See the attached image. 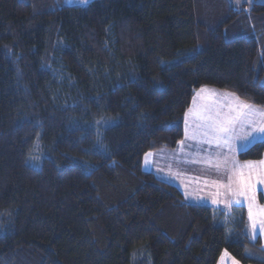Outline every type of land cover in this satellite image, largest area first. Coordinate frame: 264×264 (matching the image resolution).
<instances>
[{
  "label": "trees",
  "instance_id": "trees-1",
  "mask_svg": "<svg viewBox=\"0 0 264 264\" xmlns=\"http://www.w3.org/2000/svg\"><path fill=\"white\" fill-rule=\"evenodd\" d=\"M204 86L264 110V1L0 0V264H264L245 206L143 167Z\"/></svg>",
  "mask_w": 264,
  "mask_h": 264
},
{
  "label": "crops",
  "instance_id": "crops-1",
  "mask_svg": "<svg viewBox=\"0 0 264 264\" xmlns=\"http://www.w3.org/2000/svg\"><path fill=\"white\" fill-rule=\"evenodd\" d=\"M231 1L240 7L264 0ZM186 113L183 140L171 151L147 153L144 169L178 186L188 202L221 208L243 205L249 220L250 205L254 213L258 207L263 208L258 196L260 193L264 196V183L258 184L256 179L257 176L264 179V155L259 160L241 161L238 153L264 138V110L240 100L234 93L204 86L195 91ZM208 117L221 122L232 121L228 125L232 131L227 143L221 137L217 144L212 132L203 135L211 122L206 119ZM208 139H212L211 145L204 143ZM240 171L252 174L251 187L243 195L239 194L235 184L236 174ZM229 183L232 184L231 191L227 188ZM248 222L251 236L259 237L264 246V215L255 218V232L252 222Z\"/></svg>",
  "mask_w": 264,
  "mask_h": 264
},
{
  "label": "snow or ice",
  "instance_id": "snow-or-ice-1",
  "mask_svg": "<svg viewBox=\"0 0 264 264\" xmlns=\"http://www.w3.org/2000/svg\"><path fill=\"white\" fill-rule=\"evenodd\" d=\"M246 106V105H245ZM186 117H187V113H186ZM209 121H211L207 126H206V130L204 131L203 135L208 136L209 132H212L215 134V139L217 144L220 143V139L221 137H223V142L227 143L228 140L230 139V133L232 131V129L228 126L232 123L231 120L225 121V122H221L218 120H212L211 117L206 118ZM186 123H187V119H186ZM264 131V130H262ZM186 136H187V131H186ZM212 139H208L205 140L204 143L211 145L212 144ZM149 154H146V157ZM235 167V165H234ZM231 177H230V181H231ZM251 182H252V174H245L243 171H240L236 174L235 177V184L237 187V191L239 192V194L243 195L245 194V192L247 191V189H249L251 187ZM256 182L259 183H264V179H262L260 176H257ZM227 188L231 191L232 190V184L229 183V185H227ZM260 215H264V208H257L255 213L253 212V208L250 205L249 206V220L250 222H252V227L253 230L255 232V228H256V223H255V218L260 216ZM234 264H236V262L234 261Z\"/></svg>",
  "mask_w": 264,
  "mask_h": 264
},
{
  "label": "rangeland",
  "instance_id": "rangeland-1",
  "mask_svg": "<svg viewBox=\"0 0 264 264\" xmlns=\"http://www.w3.org/2000/svg\"><path fill=\"white\" fill-rule=\"evenodd\" d=\"M91 1L92 0H67V2L69 4H77V5H82V6H86ZM167 178H170L169 175H167ZM263 208H264V206H263ZM222 253H223V255L220 257L218 264H234V261H236V263L240 264L227 251H224Z\"/></svg>",
  "mask_w": 264,
  "mask_h": 264
}]
</instances>
